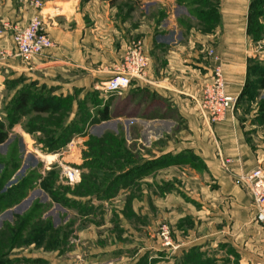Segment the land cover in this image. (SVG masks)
Masks as SVG:
<instances>
[{
	"label": "rangeland",
	"instance_id": "374dc122",
	"mask_svg": "<svg viewBox=\"0 0 264 264\" xmlns=\"http://www.w3.org/2000/svg\"><path fill=\"white\" fill-rule=\"evenodd\" d=\"M107 1L129 15L148 2ZM176 2L185 3L195 17L188 27L218 25L198 13L216 8V0ZM260 13L262 32L259 39L250 38L248 59L262 66L264 7ZM148 18L157 20L158 15ZM36 76L12 74L0 84V125L8 133L0 144L1 260L6 264H117L120 258L126 259L123 264H264V225L253 219V213L248 224L225 218L228 210L223 207L210 211L217 219L207 223L213 216L204 207L216 200L218 187L210 183L204 162L192 151L165 154L172 148L167 142L178 141L185 127L175 113L169 116L176 125L159 123L151 130L154 138L144 125L130 119L110 113L103 121L100 110L114 95L101 99L105 94L101 88L84 97L81 92L55 96L48 86H38ZM23 93L29 96V107L20 110ZM263 101L264 91L249 89L242 101L237 98L233 110L251 148L258 152L264 151ZM42 102L57 104L58 113H38L35 108ZM69 171L75 175L74 183L66 177ZM238 182L242 184L239 178ZM243 189L248 190L245 185ZM165 230L172 247L165 244Z\"/></svg>",
	"mask_w": 264,
	"mask_h": 264
},
{
	"label": "crops",
	"instance_id": "0c3cea01",
	"mask_svg": "<svg viewBox=\"0 0 264 264\" xmlns=\"http://www.w3.org/2000/svg\"><path fill=\"white\" fill-rule=\"evenodd\" d=\"M32 1L0 0V28L7 24L25 27L40 15L56 48L21 68L14 60L6 64L0 59V84L12 74L33 73L38 86H48L55 96L81 92L84 97L114 77L129 43L142 41L149 67L123 95L112 96L110 113L144 125L149 136H155L151 130L159 123L176 125L169 116L175 113L185 127L178 141L167 142L172 148L165 154L192 151L204 162L210 183L218 187L216 202L204 207L213 216L207 223L217 219L210 212L215 207L228 210L223 217L232 221L248 224L251 213L256 219L252 195L238 178L257 167L264 169V151L251 148L233 110L215 123L199 111L202 90L213 82L216 69L222 73L228 96L237 99L244 89L251 0H216L220 23L210 29L188 27L189 19L195 17L185 3L179 5L176 0H147L142 10L130 15L107 0H41V10L32 7ZM155 13L157 20L148 18ZM11 41L6 32L0 39V53L10 49ZM107 96L102 93L100 98ZM125 261L120 258L117 264Z\"/></svg>",
	"mask_w": 264,
	"mask_h": 264
},
{
	"label": "built area",
	"instance_id": "2783aa9c",
	"mask_svg": "<svg viewBox=\"0 0 264 264\" xmlns=\"http://www.w3.org/2000/svg\"><path fill=\"white\" fill-rule=\"evenodd\" d=\"M30 5L41 10L43 2L33 0ZM11 35L10 49L2 50L0 59L6 64L14 60L20 66L31 64L38 58L50 55L56 48L45 23L40 15L32 17L25 27L4 25L0 28V39L5 33ZM213 54V52H211ZM149 67V59L145 55L143 42L133 41L126 47L122 63L117 67L113 78L102 84L101 90L107 95H123L130 88L134 79L142 78ZM236 98L226 94L225 82L220 69H216L213 82L202 90V99L199 103V111L202 116H207L210 122L215 123L223 119L227 112L234 110ZM70 183L75 182V175L71 171L66 174ZM240 181L247 187L252 195L256 211V221L264 225V169L257 167L251 172L240 176ZM167 246H171L169 231L163 232Z\"/></svg>",
	"mask_w": 264,
	"mask_h": 264
},
{
	"label": "trees",
	"instance_id": "16d2710c",
	"mask_svg": "<svg viewBox=\"0 0 264 264\" xmlns=\"http://www.w3.org/2000/svg\"><path fill=\"white\" fill-rule=\"evenodd\" d=\"M113 2V1H111ZM264 7V0H251L250 7H249V14H248V27H247V35L249 38L253 37L254 40H257L260 38V34L262 32L259 18L262 15L260 13V9ZM200 15H203L204 21L206 20H215L217 21V24L220 23V16L217 13V8H209L206 7L203 12H198ZM214 27V26H213ZM210 27V28H213ZM209 28V29H210ZM256 79V83H252V79ZM249 89L253 90L256 89L258 91H264V65L259 66L258 64H252V60L248 59V69H247V78L246 83L244 86V89L241 93V95L238 98V102L242 101V99L245 97ZM56 99L57 98H52ZM18 106L17 108L20 110L26 109L29 107V96L28 94H20ZM110 106L111 103L108 102L102 110H100V117L103 121H106L110 118ZM57 104L54 105L52 102H42L41 105H38L36 107V111L38 113L43 114H53L58 113L57 110ZM260 111L263 112L264 115V101L261 104ZM99 113V112H98ZM264 119V116H263ZM8 139V133L5 130L4 126L0 125V144H3ZM5 199V198H4ZM0 264H6L4 260L0 259Z\"/></svg>",
	"mask_w": 264,
	"mask_h": 264
},
{
	"label": "water",
	"instance_id": "95a60500",
	"mask_svg": "<svg viewBox=\"0 0 264 264\" xmlns=\"http://www.w3.org/2000/svg\"><path fill=\"white\" fill-rule=\"evenodd\" d=\"M26 168H27V166H24V168H23V170H22V171L24 172Z\"/></svg>",
	"mask_w": 264,
	"mask_h": 264
}]
</instances>
